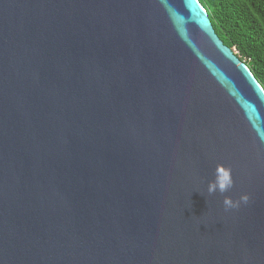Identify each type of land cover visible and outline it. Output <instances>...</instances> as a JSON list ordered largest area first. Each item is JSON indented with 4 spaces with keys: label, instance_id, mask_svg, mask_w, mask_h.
<instances>
[{
    "label": "water",
    "instance_id": "1",
    "mask_svg": "<svg viewBox=\"0 0 264 264\" xmlns=\"http://www.w3.org/2000/svg\"><path fill=\"white\" fill-rule=\"evenodd\" d=\"M0 264H264V87L200 0H0Z\"/></svg>",
    "mask_w": 264,
    "mask_h": 264
},
{
    "label": "trees",
    "instance_id": "2",
    "mask_svg": "<svg viewBox=\"0 0 264 264\" xmlns=\"http://www.w3.org/2000/svg\"><path fill=\"white\" fill-rule=\"evenodd\" d=\"M216 32L264 87V0H200Z\"/></svg>",
    "mask_w": 264,
    "mask_h": 264
},
{
    "label": "clouds",
    "instance_id": "3",
    "mask_svg": "<svg viewBox=\"0 0 264 264\" xmlns=\"http://www.w3.org/2000/svg\"><path fill=\"white\" fill-rule=\"evenodd\" d=\"M235 185L232 169L223 164L217 165L214 178L208 182L207 192L209 195L219 192L224 194L229 192ZM251 197L249 194H242L239 199L234 200L231 196H224L223 204L225 210H231L240 207L242 204L249 203Z\"/></svg>",
    "mask_w": 264,
    "mask_h": 264
}]
</instances>
